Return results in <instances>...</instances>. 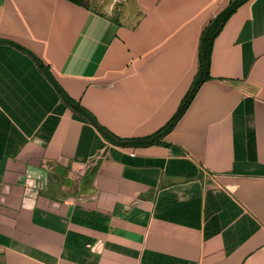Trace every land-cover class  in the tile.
I'll list each match as a JSON object with an SVG mask.
<instances>
[{
  "label": "crops",
  "instance_id": "1",
  "mask_svg": "<svg viewBox=\"0 0 264 264\" xmlns=\"http://www.w3.org/2000/svg\"><path fill=\"white\" fill-rule=\"evenodd\" d=\"M0 0V264H264V0Z\"/></svg>",
  "mask_w": 264,
  "mask_h": 264
},
{
  "label": "trees",
  "instance_id": "2",
  "mask_svg": "<svg viewBox=\"0 0 264 264\" xmlns=\"http://www.w3.org/2000/svg\"><path fill=\"white\" fill-rule=\"evenodd\" d=\"M248 0H233L231 1L223 10H221L218 14H216L209 23L204 27L199 42V65L198 71L195 75V78L183 97L178 109L171 117L170 121L163 126L160 130L156 133L141 139H121L114 136L111 132L106 130L102 127L96 119L84 108H82L77 102L72 100L64 91L63 89L56 83L52 75L50 74L49 70L45 68L42 63L37 61V64L40 70L44 73L47 79L53 84L55 89L57 90L59 96L61 97L62 101L65 102L70 109H72L77 114L86 118L89 122H91L99 132L111 143L120 145V146H146L153 143L161 142L162 137L168 133L182 114L185 112L187 107L189 106L191 100L193 99L195 93L197 92L200 85L209 78V66H210V53L211 47L214 38L222 29L224 23L227 19L231 16L235 10Z\"/></svg>",
  "mask_w": 264,
  "mask_h": 264
}]
</instances>
